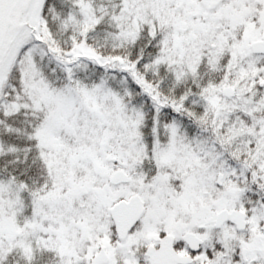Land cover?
Wrapping results in <instances>:
<instances>
[{
	"label": "snow or ice",
	"instance_id": "6c2138e0",
	"mask_svg": "<svg viewBox=\"0 0 264 264\" xmlns=\"http://www.w3.org/2000/svg\"><path fill=\"white\" fill-rule=\"evenodd\" d=\"M0 264H264V0H0Z\"/></svg>",
	"mask_w": 264,
	"mask_h": 264
}]
</instances>
